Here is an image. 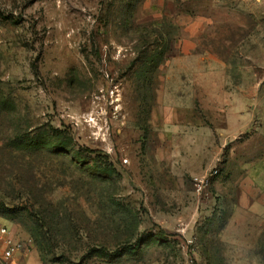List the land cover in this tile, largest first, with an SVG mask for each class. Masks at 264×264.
I'll return each mask as SVG.
<instances>
[{"label": "rangeland", "instance_id": "rangeland-1", "mask_svg": "<svg viewBox=\"0 0 264 264\" xmlns=\"http://www.w3.org/2000/svg\"><path fill=\"white\" fill-rule=\"evenodd\" d=\"M2 225L45 264H264V0H0Z\"/></svg>", "mask_w": 264, "mask_h": 264}, {"label": "built area", "instance_id": "built-area-1", "mask_svg": "<svg viewBox=\"0 0 264 264\" xmlns=\"http://www.w3.org/2000/svg\"><path fill=\"white\" fill-rule=\"evenodd\" d=\"M0 237L2 238L5 247L0 248V261H7L12 259L15 254L26 248L27 244L24 240L16 238L12 233L10 227L1 226L0 227Z\"/></svg>", "mask_w": 264, "mask_h": 264}, {"label": "crops", "instance_id": "crops-1", "mask_svg": "<svg viewBox=\"0 0 264 264\" xmlns=\"http://www.w3.org/2000/svg\"><path fill=\"white\" fill-rule=\"evenodd\" d=\"M2 226H8V225H2ZM10 229L12 233L16 236V238H18L13 228L10 227ZM4 247L5 244L2 238L0 237V248L3 249ZM0 264H45V263L43 262L40 255L35 250L29 249V247L26 246V248L15 254V256L12 259L7 261H0Z\"/></svg>", "mask_w": 264, "mask_h": 264}, {"label": "trees", "instance_id": "trees-1", "mask_svg": "<svg viewBox=\"0 0 264 264\" xmlns=\"http://www.w3.org/2000/svg\"><path fill=\"white\" fill-rule=\"evenodd\" d=\"M92 152H94V151H92ZM140 245H141L140 241H138L135 244L130 245L129 249H130V251L135 252L140 247Z\"/></svg>", "mask_w": 264, "mask_h": 264}]
</instances>
